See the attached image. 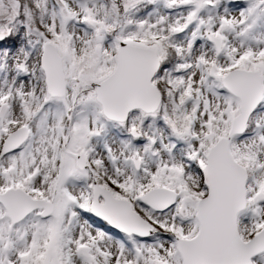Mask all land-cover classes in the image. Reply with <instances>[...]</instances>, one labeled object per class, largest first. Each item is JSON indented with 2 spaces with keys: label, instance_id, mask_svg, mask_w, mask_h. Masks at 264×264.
<instances>
[{
  "label": "snow or ice",
  "instance_id": "1",
  "mask_svg": "<svg viewBox=\"0 0 264 264\" xmlns=\"http://www.w3.org/2000/svg\"><path fill=\"white\" fill-rule=\"evenodd\" d=\"M0 264H264V0H0Z\"/></svg>",
  "mask_w": 264,
  "mask_h": 264
}]
</instances>
